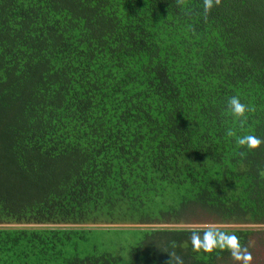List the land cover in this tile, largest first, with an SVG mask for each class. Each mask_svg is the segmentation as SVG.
<instances>
[{"label": "trees", "instance_id": "1", "mask_svg": "<svg viewBox=\"0 0 264 264\" xmlns=\"http://www.w3.org/2000/svg\"><path fill=\"white\" fill-rule=\"evenodd\" d=\"M233 96L254 109L243 127ZM249 134L264 139V0L206 20L203 0H0V264H241L190 236L253 255L252 229L188 225L264 226ZM110 234L138 240L111 252Z\"/></svg>", "mask_w": 264, "mask_h": 264}, {"label": "clouds", "instance_id": "2", "mask_svg": "<svg viewBox=\"0 0 264 264\" xmlns=\"http://www.w3.org/2000/svg\"><path fill=\"white\" fill-rule=\"evenodd\" d=\"M177 3L182 5L184 0H177ZM220 4L221 0H203L204 19H207L214 6H219ZM228 109L237 119L241 127L244 126L248 119L247 113L254 110L242 103L237 96H233L228 100ZM227 135L231 137L234 136L235 133L230 129L228 130ZM236 142L246 150H257L261 145H264V139L251 134L237 137ZM240 155L243 157L246 155V152H241ZM190 241L193 249L196 251L212 253L216 249L227 250L234 261L242 262V264H249L252 260L251 252L246 246L241 245L238 236L235 234H228L226 231L218 228L204 230L203 236H201L198 231L193 232L190 236ZM167 256L169 259L166 264H173L174 261L175 264H184L182 257L178 256L174 251L168 252Z\"/></svg>", "mask_w": 264, "mask_h": 264}, {"label": "rangeland", "instance_id": "3", "mask_svg": "<svg viewBox=\"0 0 264 264\" xmlns=\"http://www.w3.org/2000/svg\"><path fill=\"white\" fill-rule=\"evenodd\" d=\"M190 227L210 228V227H247L252 229L254 234L251 237V247L253 249L252 260L249 264H264V226H235V225H217L212 219L204 218L200 222L189 224ZM120 234H110L99 238L102 247L111 249V252L117 251L120 247L134 244L138 239L130 236L120 237ZM242 264V263H241Z\"/></svg>", "mask_w": 264, "mask_h": 264}, {"label": "water", "instance_id": "4", "mask_svg": "<svg viewBox=\"0 0 264 264\" xmlns=\"http://www.w3.org/2000/svg\"><path fill=\"white\" fill-rule=\"evenodd\" d=\"M110 227H112V228H118V227H120V226H110ZM134 226H128V228H133ZM136 227H142V226H136ZM122 228H124V227H122ZM119 229V228H118Z\"/></svg>", "mask_w": 264, "mask_h": 264}]
</instances>
